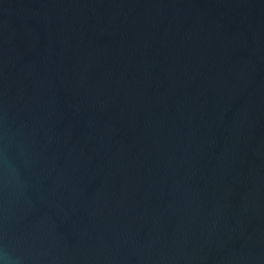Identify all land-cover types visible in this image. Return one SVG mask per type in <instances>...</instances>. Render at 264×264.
<instances>
[{
  "label": "water",
  "instance_id": "1",
  "mask_svg": "<svg viewBox=\"0 0 264 264\" xmlns=\"http://www.w3.org/2000/svg\"><path fill=\"white\" fill-rule=\"evenodd\" d=\"M6 264H264V0H0Z\"/></svg>",
  "mask_w": 264,
  "mask_h": 264
},
{
  "label": "clouds",
  "instance_id": "2",
  "mask_svg": "<svg viewBox=\"0 0 264 264\" xmlns=\"http://www.w3.org/2000/svg\"><path fill=\"white\" fill-rule=\"evenodd\" d=\"M0 264H6V261L2 256H0Z\"/></svg>",
  "mask_w": 264,
  "mask_h": 264
}]
</instances>
